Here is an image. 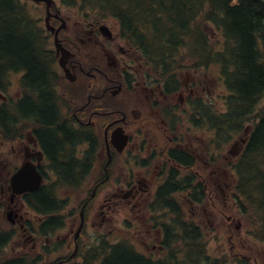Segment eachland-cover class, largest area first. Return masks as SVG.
Here are the masks:
<instances>
[{
  "label": "flooded vegetation",
  "instance_id": "af4514ba",
  "mask_svg": "<svg viewBox=\"0 0 264 264\" xmlns=\"http://www.w3.org/2000/svg\"><path fill=\"white\" fill-rule=\"evenodd\" d=\"M51 19L57 26L61 23L59 12L57 17L52 16ZM101 24L105 23L100 20H77L72 27L64 24L58 32L59 38L72 55L63 59L54 52L51 69L47 67L50 62H47L44 54L39 53L46 67L43 83H46L48 92L45 93L50 96L57 121L65 123L73 131L72 136L62 142V152L51 155L36 133L41 127L34 121L37 118L31 113L25 115L20 112L24 100L39 103L38 88L25 76L26 68L10 64L7 75L0 77V105H4L0 107V124L5 131V135L0 133V163L5 159V163L0 166V198L5 200L2 207L9 225L4 228L0 220V234L8 237L6 244L0 246V264L11 260L20 261L18 264L30 263L29 254L13 256L12 249L15 246L38 253L33 263L40 259L43 264H89L93 260L94 250H100L105 257L110 251V243L104 235L101 240L97 237V243L104 240L105 244L91 245L92 238L96 237L91 229L95 205L102 214L105 213L104 207L110 210L123 203L131 204V208H136L135 213H140L146 204L160 201L167 205L169 211L172 209L171 191L175 181L181 184V189L187 190L189 197H184L197 210L204 201L205 195L203 193L200 196L199 188L202 185L205 191L206 179L200 169H194L196 161L200 159L199 154L191 151L187 143L174 139L168 130V119L173 114L181 115L180 108L173 104L172 89L166 83L157 82L154 75L144 73L137 51L121 42L123 40L116 33L107 36L100 30ZM61 61L65 62L67 72L61 68ZM128 61H133V64ZM2 72L3 69L0 74ZM72 76L74 81L68 78ZM73 82L78 84L74 85ZM196 83L194 80L186 83V97L183 94L178 96L180 102L183 97L185 101L187 99L186 104L191 108L190 99L198 97L197 90L192 89L190 84ZM119 85V95L129 92L137 98L136 103L131 102V107H127L123 100L113 99L116 96L112 91ZM160 104L165 105L160 111L166 118L161 117V128L166 136L164 144L150 133L156 130ZM117 128L129 136L121 151L116 149L110 138ZM1 136L6 139H1ZM4 147L7 148L3 150ZM213 153L217 154L216 151ZM128 155L133 158V163L130 158H126ZM25 164L33 165L42 175L43 182L32 192L14 193L11 178ZM61 166H69L68 171L63 173ZM2 167L6 168L3 174ZM221 175L218 172L214 183L217 187L223 183L228 188ZM42 188H61L76 193L80 189H88L89 193L83 195L78 203V216L75 215L77 206L63 213L69 205L67 197L61 199L54 196L56 203L60 202L64 206L58 212L28 210L30 195ZM220 192L223 195L222 189ZM32 198L37 199V196L33 195ZM208 199L214 200L210 192ZM29 213L34 221L30 219ZM145 215L143 211L141 216L136 214L134 219L144 221ZM67 217L72 218V224L61 238L60 232L67 226ZM151 221L149 225L156 226ZM171 221L172 217H169V224ZM139 228L140 236L148 232L141 223ZM138 229L135 231L136 236ZM158 232L155 230V243L145 244L143 248L155 249L157 244L166 256L172 233L162 225L161 236L157 240ZM15 239H19V243L12 245ZM30 241L33 245H30ZM134 248L138 255L151 263L170 264L160 260L162 257L154 258L142 249ZM4 251H8L5 256L2 255ZM54 254H59L52 258L54 262L47 263L44 260Z\"/></svg>",
  "mask_w": 264,
  "mask_h": 264
},
{
  "label": "trees",
  "instance_id": "16d2710c",
  "mask_svg": "<svg viewBox=\"0 0 264 264\" xmlns=\"http://www.w3.org/2000/svg\"><path fill=\"white\" fill-rule=\"evenodd\" d=\"M75 1L98 10L102 16L115 17L128 40L156 55L158 66L167 68L180 49H186L197 64L220 66L227 90V107L223 113L211 117H216V122L220 123L221 135L240 131L239 127L248 122L252 124L244 150L231 169L236 176L235 192L241 213L253 218L256 227L251 233L264 241V106H257L264 96V0H62L65 4ZM19 5V0H0V70L10 64L26 68L25 76L38 88L39 103L24 100L20 112L37 118L34 121L41 127L36 133L53 155L62 152V142L72 136L73 131L57 121L50 96L45 93L48 92L43 83L46 67L34 36L28 31V26L33 27ZM201 23H211L219 30V46L209 41V34L202 30ZM219 137L227 140L229 136ZM68 167L60 169L66 173ZM179 187V182L175 181L171 192L180 190ZM199 191L200 196L203 195L202 185ZM33 195L40 202L32 198ZM172 201L173 225L165 227L174 230V240L182 242L172 250L175 252L172 263L223 264L225 258H208L199 226L183 220L180 206L175 199ZM30 204L45 213L57 211L61 206L60 202L56 203L54 189L45 188L30 195ZM184 229L188 231L185 236L181 234ZM7 239L0 234V246L6 244ZM109 247V253L105 257L98 254L92 264H154L138 255L129 242ZM18 263L20 261L11 260L2 264ZM239 264L251 263L243 259Z\"/></svg>",
  "mask_w": 264,
  "mask_h": 264
},
{
  "label": "rangeland",
  "instance_id": "374dc122",
  "mask_svg": "<svg viewBox=\"0 0 264 264\" xmlns=\"http://www.w3.org/2000/svg\"><path fill=\"white\" fill-rule=\"evenodd\" d=\"M22 5H25L26 12L28 16L34 20L38 21V24L43 27L44 22V6L43 4H37L33 2L32 0H20ZM56 6L60 10V13H62L63 16L66 18H69L71 15H75L77 12L83 13L82 11H86L90 14H96L93 10L87 7H82L83 5L78 2L75 6L74 3L71 4V6H67L63 4L60 0H55ZM82 6H81V5ZM82 10V11H81ZM75 18L72 17L69 20H74ZM107 22L111 23L115 22L111 18H107ZM71 22H68V26H71ZM116 22L113 23V25ZM118 25V24H117ZM203 29H206L207 32L211 36L212 42H217V38H219V35L217 34V31L213 29L211 26H201ZM182 57V59L180 58ZM177 56L176 62L177 65H180L181 67L177 68L176 74L179 82L181 83H191L193 80L197 83L202 82L203 76L205 75L206 82L203 86L205 90L202 91V89L199 90V98L202 99L203 102L210 105L211 111H215L216 113H219L225 105L223 104L224 97L227 94L226 88L222 82L219 70L216 65H209L208 67H202L198 68L199 71H194L192 67V63H194L193 57L189 56L187 52L182 51L181 55ZM195 64V63H194ZM200 84H192V89L197 90L200 87ZM180 94H183L182 96L186 97L187 90H182ZM179 92H176L174 94L173 98V104L179 105L181 115L176 116L179 118V127L177 132H173L172 130H169V133L171 136L174 137V139H181L182 143H187L189 149L193 151L196 155L199 154L200 159L198 162L196 161V165L194 166V169H200L201 173L205 176V182L208 184V188L210 190L211 196L213 197L212 200H206L202 203H200L199 210L195 206H192L187 202V199L182 196V194H178V200L180 204V208L184 213V217L188 220H194L196 224L199 225L201 228V231L204 233L203 241L205 246V252L209 259L214 260H220L221 258H225V260L228 262V264H239V262L243 259L250 262L251 264H264V241H261L259 239H256L252 233L255 230L256 224L252 217L250 216H244L239 208L236 206V203L234 204L232 202L231 206L224 207V198L226 195V190L223 188V195L220 193V188H222V184L217 187L215 182V177L217 176L218 172H221L222 179L225 183H227L229 186H234L235 183V173L233 170L231 171L229 163L234 161V156L236 155L241 148V142L237 136L240 135H232L235 136L234 138H229L225 142L222 140H217L216 136H213L215 129L210 126V124L205 119L204 124L195 126L194 124H191V113L192 109L191 107L187 106V99L186 101L183 100L180 102L178 101V96H180ZM121 96V95H120ZM137 98L133 95H131L129 92H124L123 94V101L126 103L127 107H131L132 103L135 102ZM165 105L160 104L159 107V114L157 116L156 121V130L150 132L151 135L156 139H159V142L165 143L164 139L166 136L163 134V129L161 128L162 119L160 117V111ZM264 106V97L259 102V107ZM258 110V109H256ZM256 111L254 110V113ZM173 116V115H172ZM166 119V118H165ZM176 120V119H175ZM173 118L168 119V122H172ZM168 124V123H167ZM176 125V123L174 122ZM212 129V130H210ZM214 131V132H213ZM242 134V133H240ZM7 147H4L3 150H5ZM216 151L218 153V156L215 157L214 154L208 155L207 151ZM6 154V152H5ZM133 156V155H132ZM126 158H130V161L133 158H131L130 155L126 156ZM4 164V159L1 161L0 166ZM6 168H1V173H4V170ZM212 172V173H211ZM229 173V177L226 176V173ZM232 191L234 188L232 187ZM89 193L88 189H80L77 193L74 190H65L64 192H60L59 194L62 197L68 198V207L63 211V213H66V211L69 210V212L73 209L74 206L78 207V203L80 202V199L83 195H86ZM185 195V194H184ZM232 195V194H230ZM233 196V195H232ZM5 200H2L0 198V220L3 225H8V222L6 220L5 211L3 206V203ZM213 203L216 207V210L213 207ZM75 210V215L78 216V209ZM149 207H143L141 209L140 213H135L136 208H131V204L123 203L120 207L117 208H111L110 210L107 209V207H104L105 213H100L98 210V207L94 206V216L92 217L91 221L93 222V226H91V229H93V234L96 235L95 238H92V244L97 243V237H99V240H101V236L104 235L105 238L109 241H115L116 236L124 237L125 239H128L138 249H142L143 252H145L148 255H151L153 257H163L164 253L163 251L158 247L157 244L155 249H146L143 248L145 244H154L155 239V230L156 226H150V218L154 215H158L159 213L161 215H165V211L162 210H154V211H147ZM203 208L205 209L203 211ZM145 212V220L144 221H136L134 217L137 215L141 216L142 212ZM198 211V212H197ZM213 211V212H212ZM223 213H221V212ZM215 212V213H214ZM109 214V216H108ZM230 214H236V220L239 221L240 226L242 227L239 229V232L237 230H234V237L229 240V234H230V227L227 225L226 216ZM30 219L32 220V214H28ZM108 216V217H107ZM167 219V218H166ZM166 219L161 218L160 220L165 221ZM159 220V219H158ZM34 221V219L32 220ZM67 226L62 230L60 233L61 238L69 231L71 224H72V218L67 217ZM140 223L144 227V229L148 232L144 233L143 236H140L138 227L140 226ZM152 224H154V220L151 221ZM5 228V227H4ZM138 229L137 236L135 235V231ZM252 230V233L250 231V234L247 235V230ZM161 236L160 231L157 233V240H159V237ZM232 241H234L235 248L237 251L233 249L231 252V245ZM100 242V241H99ZM19 243V239H15L11 242L12 245H17ZM176 243L178 245V240H176ZM182 242H180V245ZM30 245L32 244V241H30ZM36 247H38L36 245ZM14 251L13 256H21L29 254L30 256H34L38 253L34 252L33 250H21L19 247H13L12 249ZM11 249H8V251H12ZM7 251V252H8ZM6 252V253H7ZM6 253L3 254V256L6 255ZM244 254L245 257H239V255ZM59 254H54L48 258H45L44 260H47V263H52L53 257L57 256Z\"/></svg>",
  "mask_w": 264,
  "mask_h": 264
},
{
  "label": "water",
  "instance_id": "95a60500",
  "mask_svg": "<svg viewBox=\"0 0 264 264\" xmlns=\"http://www.w3.org/2000/svg\"><path fill=\"white\" fill-rule=\"evenodd\" d=\"M45 1L47 2L48 6L52 2V0ZM46 20H48V18ZM28 171H30V168L28 166H23L19 171L14 174L12 178V183L13 185H16L18 187V191H24L26 189L33 191L39 186L40 175H37L35 171H32L31 173H29ZM29 174H32V177H30ZM19 187L21 188L19 189Z\"/></svg>",
  "mask_w": 264,
  "mask_h": 264
}]
</instances>
